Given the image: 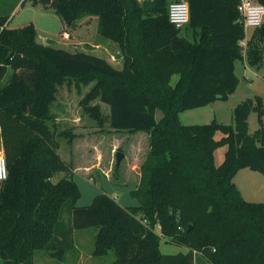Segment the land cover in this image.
<instances>
[{
	"label": "trees",
	"instance_id": "trees-1",
	"mask_svg": "<svg viewBox=\"0 0 264 264\" xmlns=\"http://www.w3.org/2000/svg\"><path fill=\"white\" fill-rule=\"evenodd\" d=\"M51 1L68 28L96 17V33L118 45L122 66L37 42L32 24L10 28L8 15L0 16V145L7 168L0 183V264H33L40 250L61 259L74 232L90 228L91 257L113 251L111 264H194V251L210 264H264V197L246 201L234 182L242 169L264 176L260 99L238 103L233 125H183L178 118L236 91L234 62L245 38L239 0H186L193 41L169 22L170 0ZM245 55L251 66L262 63L264 25L253 30ZM65 82L93 83L83 104L99 126L98 109L87 108L95 99L109 107L111 129L149 135L139 184L129 191L136 205L120 206L101 193L77 206L81 192L57 153L51 124L50 106ZM251 113L259 124L253 133ZM221 147L226 150L217 165L214 153ZM58 173L65 177L52 182ZM162 238L186 251L163 254Z\"/></svg>",
	"mask_w": 264,
	"mask_h": 264
},
{
	"label": "rangeland",
	"instance_id": "rangeland-1",
	"mask_svg": "<svg viewBox=\"0 0 264 264\" xmlns=\"http://www.w3.org/2000/svg\"><path fill=\"white\" fill-rule=\"evenodd\" d=\"M23 2L24 5L21 6ZM2 15L10 16L7 20L10 28H21L25 25L32 24L36 30L37 36H41L37 37L36 41L46 45L53 44L57 46L56 43L58 42L64 44L58 47L62 46L69 51H83L106 58V51L109 50L113 52V59L110 58L109 62L114 67H121L122 58L120 54H115V51H119L118 46L112 45L111 41L104 40L96 33V17L89 18L86 21V17H84L77 22L79 26L77 25L76 29L68 28L57 16L52 6H42L38 2L35 3L33 0H0V16ZM64 31H66L72 39L71 43L69 40L62 42L63 40L60 39ZM252 32L253 30L250 29V35H252ZM179 34L189 41H193V30L189 25L183 27ZM42 37L43 40L41 39ZM76 41H81L82 44H76ZM110 47L112 49H110ZM9 74L10 72L4 78V82L9 77ZM234 74L239 80L235 94L229 96L226 100H218L210 107H200L198 109L183 111V114L188 115V119L185 120L184 115H182L179 120L180 123L183 125H203L215 120L221 124L233 125L232 112L238 103L246 99H255L257 96L259 97V95L262 96L264 102V57L259 66H251L247 62L245 53H242L240 59L234 62ZM92 85L93 83L75 86L71 83V85L68 86L67 82H65L63 85L57 87L55 101L50 106V113L54 117L60 118V123L57 124L59 130L69 131L71 135L72 132H75L70 142H68L65 137L59 138V136H55V139L59 143L57 153L65 162L69 163L73 170L75 167L82 168V171H78L79 173L75 172V174H72V179L78 185L81 192L77 206L89 205L93 197L101 193H105L113 199L115 198L122 206L136 205V201L129 197L131 187L128 188L106 183L103 179L94 180L93 177L89 178L87 177L88 175L84 173L86 170L84 168L86 166H95L96 168L93 170L99 169L101 171H107L108 168L111 167V171L108 173L110 181H112L113 178L118 179L117 173L119 175V172L125 168V165L132 170L138 152L145 151V144L142 142L139 143L140 146L132 142V144L136 146L135 149H133L132 146H130L129 137L125 134H121L123 137L119 139L120 144L117 145H115L116 143L112 140L111 136L104 134L111 132L108 127L109 107L99 99L90 102L87 108L95 106L98 109L99 115L103 120V125L99 126L97 121L89 116V112L84 108L83 98ZM214 115H216V118H214ZM74 119L77 121H73ZM73 122H78V125L74 126ZM248 124V129L251 133L258 129L259 124L256 113L250 114ZM85 127L91 128L86 134L84 131H80L82 129L75 130V128ZM103 127L108 128V130H104ZM79 132L82 133L78 134ZM73 140H75L74 144L72 143ZM73 145H75V158L72 153ZM225 150L226 147L216 149L214 154L215 163L217 165L221 163ZM116 151L125 152L127 155L126 159L123 157L117 170H115ZM72 158H74V163L72 162ZM84 174L86 177L83 176ZM63 177H65L64 173H58L52 178V182L55 183ZM262 180H264L262 174L250 169L240 170L234 178V182L240 190L242 197L246 201L254 203L263 200L264 185L262 184ZM155 231L159 232V227H156ZM94 235L95 230L92 228L76 230L73 234V243L71 247L64 252L61 259H53L47 255L45 251L40 250L34 253L33 264H111L114 260L113 251H109L107 255L102 257H90L93 249ZM161 247L164 249V245ZM197 256L198 255H195L194 260ZM199 256L200 257L196 259L194 264H200V262H202V264H210L205 257L202 255Z\"/></svg>",
	"mask_w": 264,
	"mask_h": 264
},
{
	"label": "crops",
	"instance_id": "crops-1",
	"mask_svg": "<svg viewBox=\"0 0 264 264\" xmlns=\"http://www.w3.org/2000/svg\"><path fill=\"white\" fill-rule=\"evenodd\" d=\"M25 2V1H24ZM12 14V13H11ZM10 17V16H9ZM89 18H92V17H86L85 18V21L87 20V19H89ZM9 19V18H8ZM7 24H8V22H7ZM78 25V24H77ZM9 26V25H8ZM79 26V25H78ZM64 32H66V31H64ZM253 33V32H252ZM38 37H41V36H38ZM247 37H248V39L250 38V29H248V31H247ZM42 40H43V37L41 38ZM77 40V39H76ZM105 40V39H104ZM69 41H70V43H71V41H72V39L70 38L69 39ZM107 41H109V40H107ZM62 42H64V41H62ZM74 43V42H73ZM76 44H82V42L80 41H76L75 42ZM111 43V42H110ZM57 44V46H55V45H51V46H53V47H56V48H62V49H65V48H63L62 46H60V47H58L59 45H64V44H62V43H56ZM70 45V44H69ZM112 45H117V44H115V43H113L112 42ZM118 46V45H117ZM110 49H112L111 47H110ZM65 50H67V49H65ZM118 50H119V47H118ZM107 52V58L106 57H103L104 59H106L107 61H110V58L111 59H113V52H110L109 50H107L106 51ZM119 52V53H118ZM115 54H120V51H115ZM93 55H95V54H93ZM116 55V56H117ZM96 56H98V55H96ZM109 56V57H108ZM99 57H101V56H99ZM119 57V56H118ZM120 57H121V54H120ZM122 58V57H121ZM121 66H122V64H121ZM116 68H121V67H116ZM246 78V77H245ZM177 80V76H173L172 77V79H171V83L173 84L175 81ZM236 91H237V88H236ZM236 91L233 93V94H235L236 93ZM233 94H231V95H229V96H232ZM256 98H259L260 99V101H261V104H262V106L264 107V102H263V100H262V96L261 95H259V97L257 96ZM254 100V99H253ZM218 101V100H217ZM217 101H215V102H213V103H211V104H209V105H207V106H204V107H202V108H205V107H210V106H212V105H214ZM198 109V108H197ZM200 113H202V112H200ZM182 115H184V119L185 120H187L188 119V115H186V114H183V112H181V113H179V115H178V118H179V120L181 119V116ZM161 117V113L160 112H157V114H156V118L157 119H159ZM197 117V116H196ZM214 118H216V115H214ZM76 119V118H75ZM73 120V121H77V120ZM79 119V118H78ZM189 120H191V119H189ZM60 121V118H57V117H55V119H54V121H52L51 122V124H52V126L54 127V130H55V136H59V134L60 133H62V132H66L65 130H59L58 129V126H57V124L58 123H60L59 122ZM261 121H262V123H263V126H264V116L261 118ZM74 124V126L75 125H78L77 123L78 122H73ZM248 126H249V124H248ZM109 127V126H108ZM259 127V126H258ZM77 129H82V130H80V131H84V133L86 134L87 133V131H89L91 128H87V127H85V128H75V130H77ZM103 129L104 130H108V128H104L103 127ZM75 130H71V131H75ZM109 131H111V132H109V133H104V134H107L108 136H111L112 137V140L116 143L115 145H117V144H120V138L121 137H123L122 135L123 134H125L126 136H128L129 137V139H130V146H132V148L133 149H135V145H133L132 144V142H135L136 144H138L139 145V143H144L145 144V147H144V149H145V151L144 152H142V151H140V152H138V155L136 156V153H135V165L132 167V170H130V168L127 166V165H125V168H123L120 172H119V175H118V173H117V177H118V179H112V181H110V178L108 177L109 176V171H111L110 170V168H108V170L107 171H101V170H99V169H97V170H93V169H95L96 167L95 166H90V167H85L84 169H86L85 170V172L84 173H86V175H88L87 177H93L94 178V180L95 179H98V180H100V179H103L104 181H106V183H111V184H115V185H119V186H125V187H128V188H130V190H133V189H135L137 186H138V184H139V179H140V172H139V167H140V165H141V163L143 162V160H144V158H145V156H146V153H147V151H148V143H149V135L147 134V133H145V132H135V133H130V132H119V131H115L114 129H111L110 127H109ZM248 131H249V129H248ZM67 132H69V131H67ZM70 133V132H69ZM80 133H82V132H79L78 134H80ZM249 133H251L250 131H249ZM73 134H75V132H72V135ZM85 134H83V135H85ZM122 134V135H121ZM59 138H60V136H59ZM72 143L74 144L75 143V140H73L72 141ZM1 146V145H0ZM140 146V145H139ZM139 146H138V149H139ZM143 147V146H142ZM141 150V149H140ZM72 153H73V155H74V158H75V145H73V148H72ZM123 154H124V159H126L127 158V155H126V153L125 152H122ZM142 153V154H141ZM139 154H140V156H139ZM140 157V158H139ZM74 158H72V162H73V160H74ZM74 163V162H73ZM69 164V163H68ZM71 164V163H70ZM133 164V163H132ZM127 166V167H126ZM78 171H82V168H74V170L72 169V173L73 174H75V172H78ZM90 171V172H89ZM99 173H98V172ZM79 173V172H78ZM81 174H83V173H81ZM86 175L84 174L83 176H85L86 177ZM107 176V177H106ZM235 178V177H234ZM132 181H133V183H132ZM130 182H131V184H130ZM262 184L264 185V180H262ZM1 185V184H0ZM240 191V190H239ZM241 193V192H240ZM242 195V194H241ZM110 197V196H109ZM112 198V197H111ZM114 200L116 201V199L114 198ZM117 202V201H116ZM118 203V202H117ZM120 206H122L120 203H118ZM129 206H133V205H129ZM123 207H125V206H123ZM156 233H159V232H156ZM162 245H164V249H162ZM159 248H160V251L162 252V253H164V254H173V253H177V252H185L186 251V249L185 248H179V247H176L175 245H173V244H171V243H168L165 239H161V241H160V245H159ZM200 254H198V256L196 257V259L198 258V257H200L199 256ZM91 257V256H90ZM92 258V257H91ZM196 259L194 260V263L196 262ZM200 264H202V262H200Z\"/></svg>",
	"mask_w": 264,
	"mask_h": 264
},
{
	"label": "built area",
	"instance_id": "built-area-1",
	"mask_svg": "<svg viewBox=\"0 0 264 264\" xmlns=\"http://www.w3.org/2000/svg\"><path fill=\"white\" fill-rule=\"evenodd\" d=\"M139 2L149 0H138ZM238 11L241 16V22L245 29V38L239 42L242 53H245L247 47L248 29H258L264 25V5L255 0H239ZM167 15L169 22L177 29L185 27L189 23V6L186 0L172 1L167 6ZM63 41H68L70 36L64 32L60 37ZM7 178L6 160L3 148L0 146V183ZM145 222V221H143ZM193 255H198L193 252Z\"/></svg>",
	"mask_w": 264,
	"mask_h": 264
},
{
	"label": "water",
	"instance_id": "water-1",
	"mask_svg": "<svg viewBox=\"0 0 264 264\" xmlns=\"http://www.w3.org/2000/svg\"><path fill=\"white\" fill-rule=\"evenodd\" d=\"M38 3L41 4L42 6H50L51 0H38ZM115 156H116V166H118L121 160L123 159L124 154L120 151H116Z\"/></svg>",
	"mask_w": 264,
	"mask_h": 264
}]
</instances>
